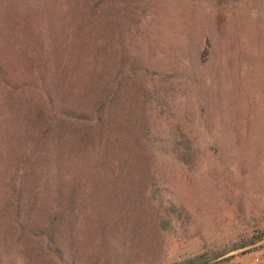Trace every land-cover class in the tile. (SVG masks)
<instances>
[{"label":"rangeland","instance_id":"374dc122","mask_svg":"<svg viewBox=\"0 0 264 264\" xmlns=\"http://www.w3.org/2000/svg\"><path fill=\"white\" fill-rule=\"evenodd\" d=\"M27 7L115 18L113 139L50 169L79 190L62 263L264 264V0H0V26ZM0 264L61 263L0 216Z\"/></svg>","mask_w":264,"mask_h":264},{"label":"trees","instance_id":"16d2710c","mask_svg":"<svg viewBox=\"0 0 264 264\" xmlns=\"http://www.w3.org/2000/svg\"><path fill=\"white\" fill-rule=\"evenodd\" d=\"M29 9L17 16L11 12L0 26V216L13 220L23 235L38 238L44 250L64 264L69 209L76 213L72 205L79 190L65 187L50 169L60 174L62 162L68 165L70 141L79 154L91 142L102 147L113 139L117 77L104 58L114 27L103 23L105 16L110 23L115 18L104 9L79 13L78 24L70 28L55 27L47 25L52 20L42 7L34 18ZM39 205L49 208L35 221L30 216ZM207 260L202 253L175 264Z\"/></svg>","mask_w":264,"mask_h":264},{"label":"built area","instance_id":"2783aa9c","mask_svg":"<svg viewBox=\"0 0 264 264\" xmlns=\"http://www.w3.org/2000/svg\"><path fill=\"white\" fill-rule=\"evenodd\" d=\"M257 260H260V258H257Z\"/></svg>","mask_w":264,"mask_h":264}]
</instances>
